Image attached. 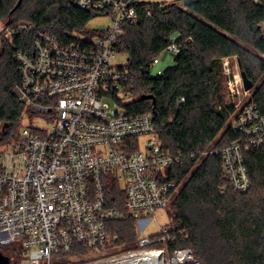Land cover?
Segmentation results:
<instances>
[{
	"label": "built area",
	"instance_id": "1",
	"mask_svg": "<svg viewBox=\"0 0 264 264\" xmlns=\"http://www.w3.org/2000/svg\"><path fill=\"white\" fill-rule=\"evenodd\" d=\"M149 2L74 0L79 8L109 16L110 24L66 44L31 23L0 24V48L13 35L34 33L30 46L14 53L20 75L14 93L27 113L40 112L46 121L22 123L14 139L0 143V250L18 242L5 253L11 264H169L163 247H150L169 235V226L161 225L155 235L141 230L181 189L183 183L169 179L166 168L182 153L162 147L150 112L128 109L134 98L126 86L129 71L111 61L122 25L138 21L141 11L149 14ZM166 49L177 51L178 44ZM233 60L241 66L235 55L221 63L223 73H232L227 105L234 107L230 125L239 136L204 151L222 157L221 192L249 189L245 151L264 147V115L252 100V87L244 88L241 67L237 75L231 70ZM104 178L124 182L126 207L136 219L129 248L110 228L120 212L106 205ZM174 251L172 258L188 252L193 259L189 247Z\"/></svg>",
	"mask_w": 264,
	"mask_h": 264
},
{
	"label": "trees",
	"instance_id": "2",
	"mask_svg": "<svg viewBox=\"0 0 264 264\" xmlns=\"http://www.w3.org/2000/svg\"><path fill=\"white\" fill-rule=\"evenodd\" d=\"M18 1L0 0V24L31 23L63 44L104 31L87 27L100 14L75 6L74 0ZM149 3V14L141 11L138 21L122 25L115 48L127 59L126 86L134 96L128 109L150 112L162 147L182 153L178 163L166 168L169 179L183 183L167 206L173 236L169 252L189 247L201 264H264V147L245 151L250 187L243 192H221L226 183L222 157L204 154L239 136L229 123L234 107L224 103L222 57L237 56L253 82L262 77L252 100L264 115V0ZM33 36L25 31L2 41L0 143L14 139L22 126L26 108L14 93L20 82L14 53L30 46ZM173 41L178 44L174 63L152 75L153 58ZM180 97L184 101L177 104ZM103 182L106 205L120 212L110 228L129 248L136 239V219L126 207L124 188L115 178ZM12 252L17 259L18 253Z\"/></svg>",
	"mask_w": 264,
	"mask_h": 264
},
{
	"label": "rangeland",
	"instance_id": "3",
	"mask_svg": "<svg viewBox=\"0 0 264 264\" xmlns=\"http://www.w3.org/2000/svg\"><path fill=\"white\" fill-rule=\"evenodd\" d=\"M144 1H150V2H159L163 5L169 4L171 3L173 0H144ZM110 24V17L107 15H95L94 17L91 18V20L87 23V27L88 28H93V29H104L106 28L108 25ZM174 38V37H173ZM175 51L170 50V49H164L160 55L158 56V61L156 63H154L151 66V74H157L160 73L162 70H164L166 67L172 65L174 63L173 61V56H174ZM112 63L117 64V65H125L127 63V59H126V55L122 52H117L114 57L111 59ZM232 61V60H231ZM239 64L237 63L236 60H233V65L231 67V70L233 71L234 74H238L239 70H240ZM223 73V72H222ZM231 74V75H230ZM228 73L225 74L223 73V93H224V103L228 104L229 100H230V95L228 92V85H227V81L230 77H232V73ZM230 75V76H229ZM261 76L258 75L257 79L255 82H253V87L250 89L251 93H253L254 89L257 87V85L260 83L261 81ZM243 87V86H242ZM110 102V101H109ZM45 115L41 114L40 112H26V114L24 113V117L22 119V123L23 124H28V125H46V121H45ZM232 118V115L230 116V120ZM229 120V123H230ZM143 139V138H142ZM142 146V142L140 144V147ZM119 186L120 188H124V182L123 180H121L119 182ZM156 219H151L148 222L145 223V225L142 227L141 230V235H150V234H155L158 233L161 229V225H169V216H168V212H167V208L163 207V208H159L155 214ZM171 233H169V235H165V238L162 241L156 242L152 245H150V247H156V248H160L163 247L164 248V256L166 258V262L165 263H169L171 264V261L173 260L172 256L175 255L174 254V250H172L171 252H169L168 249V241L169 239H171ZM18 244V242H14L10 245H7L6 247L10 248L11 250H15L14 246ZM180 248V247H177ZM193 254V253H192ZM196 259V257H194L193 255V259L191 258L190 260H187L185 264H191L192 262H194ZM199 264H201L199 262Z\"/></svg>",
	"mask_w": 264,
	"mask_h": 264
},
{
	"label": "water",
	"instance_id": "4",
	"mask_svg": "<svg viewBox=\"0 0 264 264\" xmlns=\"http://www.w3.org/2000/svg\"><path fill=\"white\" fill-rule=\"evenodd\" d=\"M19 1H18V3H19ZM241 75L243 78L244 88L250 89L251 87H253V81L247 76L245 71L242 69V66H241ZM141 98H143V99L152 98V100L154 102V97H152L151 95H148V94H142ZM5 126H6V124L3 126V128ZM0 264H11L9 257L5 253H3L1 250H0Z\"/></svg>",
	"mask_w": 264,
	"mask_h": 264
},
{
	"label": "bare ground",
	"instance_id": "5",
	"mask_svg": "<svg viewBox=\"0 0 264 264\" xmlns=\"http://www.w3.org/2000/svg\"><path fill=\"white\" fill-rule=\"evenodd\" d=\"M190 255L188 252H181L178 255L173 257V260L171 261L172 264H185L187 260H190ZM162 259L165 261L164 257ZM191 264H198L196 262H192Z\"/></svg>",
	"mask_w": 264,
	"mask_h": 264
}]
</instances>
